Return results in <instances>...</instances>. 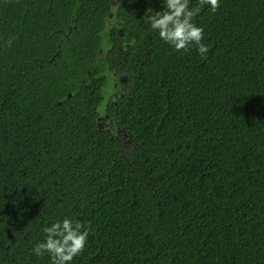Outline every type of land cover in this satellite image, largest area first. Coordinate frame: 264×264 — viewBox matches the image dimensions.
Listing matches in <instances>:
<instances>
[{
	"label": "trees",
	"instance_id": "trees-1",
	"mask_svg": "<svg viewBox=\"0 0 264 264\" xmlns=\"http://www.w3.org/2000/svg\"><path fill=\"white\" fill-rule=\"evenodd\" d=\"M144 1L123 0L126 25L149 38L122 107H111L134 147L92 120L100 89L84 80L101 23L25 89L17 20L0 34V264H50L32 249L65 217L90 226L71 264H264V0L202 8L193 22L206 59L162 41L145 6L161 11L163 0ZM68 94L75 113L54 106Z\"/></svg>",
	"mask_w": 264,
	"mask_h": 264
},
{
	"label": "flooded vegetation",
	"instance_id": "flooded-vegetation-1",
	"mask_svg": "<svg viewBox=\"0 0 264 264\" xmlns=\"http://www.w3.org/2000/svg\"><path fill=\"white\" fill-rule=\"evenodd\" d=\"M11 3L14 4L12 10L8 9ZM121 6L125 7L124 12L120 10ZM127 12L123 0H115L113 5L109 0H0V34L7 32L10 22L17 20L16 36L20 38L22 55L20 86L23 89L31 80L51 79L47 73H54L58 66H62V46L67 52L73 37L88 35L89 22L101 23L100 29L96 26L94 30V35L101 40L98 53L93 56L94 74L89 78L90 73L86 71L84 82H95L100 89L99 103L92 107L96 132L117 137L123 143L122 148L134 146L127 133L117 127L116 114L111 107H122L137 71L136 60L146 54L145 39L149 38V33L141 30L139 39L138 34L126 25L124 15ZM98 70H101L99 74ZM51 83L54 82L51 80ZM83 87L88 85L85 83ZM105 88L112 91L107 92ZM71 97V94L64 96L54 106H60L62 110L66 108L70 114L75 113L74 106L68 103ZM37 100L39 102V98ZM45 102L48 103L47 100ZM52 106L48 105V108ZM26 125L29 127L31 124L27 121L23 126ZM51 134L50 129L48 140L45 135L40 147H50L47 141H51ZM32 138L25 145L30 144Z\"/></svg>",
	"mask_w": 264,
	"mask_h": 264
},
{
	"label": "clouds",
	"instance_id": "clouds-1",
	"mask_svg": "<svg viewBox=\"0 0 264 264\" xmlns=\"http://www.w3.org/2000/svg\"><path fill=\"white\" fill-rule=\"evenodd\" d=\"M207 5L215 13L220 7V0H198L194 7L189 0H163L161 11L146 9V21L153 30L158 31L162 41L177 52H186L195 46L202 59L207 58L209 48L203 43L204 29L197 26L193 19ZM45 239L33 246L37 257L47 254L50 264H71L86 246L90 234V226L80 222L73 223L67 217L44 227Z\"/></svg>",
	"mask_w": 264,
	"mask_h": 264
},
{
	"label": "water",
	"instance_id": "water-1",
	"mask_svg": "<svg viewBox=\"0 0 264 264\" xmlns=\"http://www.w3.org/2000/svg\"><path fill=\"white\" fill-rule=\"evenodd\" d=\"M110 1V3L113 5V4H115V0H109ZM115 8H116V6H115Z\"/></svg>",
	"mask_w": 264,
	"mask_h": 264
},
{
	"label": "rangeland",
	"instance_id": "rangeland-1",
	"mask_svg": "<svg viewBox=\"0 0 264 264\" xmlns=\"http://www.w3.org/2000/svg\"><path fill=\"white\" fill-rule=\"evenodd\" d=\"M104 90H106L107 92H111L112 90L111 89H108V88H105Z\"/></svg>",
	"mask_w": 264,
	"mask_h": 264
}]
</instances>
